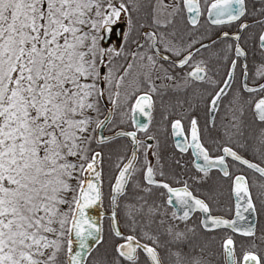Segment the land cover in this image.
Instances as JSON below:
<instances>
[{
  "label": "snow or ice",
  "instance_id": "snow-or-ice-1",
  "mask_svg": "<svg viewBox=\"0 0 264 264\" xmlns=\"http://www.w3.org/2000/svg\"><path fill=\"white\" fill-rule=\"evenodd\" d=\"M0 264H264V0H0Z\"/></svg>",
  "mask_w": 264,
  "mask_h": 264
},
{
  "label": "flooded vegetation",
  "instance_id": "flooded-vegetation-1",
  "mask_svg": "<svg viewBox=\"0 0 264 264\" xmlns=\"http://www.w3.org/2000/svg\"><path fill=\"white\" fill-rule=\"evenodd\" d=\"M117 33H119V29L117 30ZM114 42H115V38L113 39V43ZM249 66L252 67L251 58H250ZM225 188H227V184H225Z\"/></svg>",
  "mask_w": 264,
  "mask_h": 264
},
{
  "label": "water",
  "instance_id": "water-1",
  "mask_svg": "<svg viewBox=\"0 0 264 264\" xmlns=\"http://www.w3.org/2000/svg\"><path fill=\"white\" fill-rule=\"evenodd\" d=\"M93 214H95V211L93 212Z\"/></svg>",
  "mask_w": 264,
  "mask_h": 264
},
{
  "label": "trees",
  "instance_id": "trees-1",
  "mask_svg": "<svg viewBox=\"0 0 264 264\" xmlns=\"http://www.w3.org/2000/svg\"><path fill=\"white\" fill-rule=\"evenodd\" d=\"M106 190H107V188H106Z\"/></svg>",
  "mask_w": 264,
  "mask_h": 264
}]
</instances>
